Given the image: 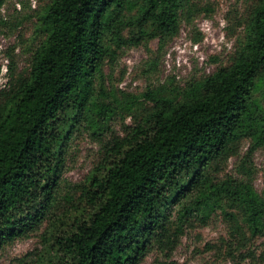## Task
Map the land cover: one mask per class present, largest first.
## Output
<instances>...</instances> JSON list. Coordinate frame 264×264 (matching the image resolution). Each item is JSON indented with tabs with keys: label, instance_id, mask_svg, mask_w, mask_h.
Wrapping results in <instances>:
<instances>
[{
	"label": "trees",
	"instance_id": "trees-1",
	"mask_svg": "<svg viewBox=\"0 0 264 264\" xmlns=\"http://www.w3.org/2000/svg\"><path fill=\"white\" fill-rule=\"evenodd\" d=\"M204 1L50 0L42 9L43 39L29 68L17 73L11 62L0 92V249L46 223L48 264H142L218 211L235 237L264 236V192L250 166L264 147V0L239 24L231 63L213 74L173 93L147 92L151 106L106 104L94 94L124 46H164L183 21L210 10ZM118 117L123 135H111L103 162L74 186L72 215L59 214L73 132L85 120L101 135ZM245 139L253 149L241 178L221 179Z\"/></svg>",
	"mask_w": 264,
	"mask_h": 264
},
{
	"label": "rangeland",
	"instance_id": "rangeland-1",
	"mask_svg": "<svg viewBox=\"0 0 264 264\" xmlns=\"http://www.w3.org/2000/svg\"><path fill=\"white\" fill-rule=\"evenodd\" d=\"M49 2L0 0V92L8 89L11 62L17 73L29 68L32 54L43 39L39 15ZM206 2L210 10L199 13L191 23L183 21L178 35L164 46L160 47L158 39L148 44L130 42L124 46L104 66L94 94L106 104H116L118 100L121 104L138 101L151 106L148 96H144L147 92L163 89L173 93L176 88L229 65L236 39L242 32L239 24L255 0H205L203 3ZM131 123L132 119L127 118L126 124ZM103 133L94 135L85 120L73 132L64 161L59 214L72 215V204L66 200L79 196L74 186L85 182L103 162L104 145L111 135H123L120 117L112 119ZM251 149L249 139L242 141L238 156L231 157L223 166L220 178H241L243 160L248 158ZM250 166L255 188L263 193L264 147L257 148L250 156ZM47 226L43 223L29 235L5 244L0 249V264H48L54 254L51 243L44 242V234L49 237ZM232 231L231 222L219 211L213 212L206 224L194 220L186 225L176 247L153 249L142 264H264V236L252 237L247 233L241 239Z\"/></svg>",
	"mask_w": 264,
	"mask_h": 264
}]
</instances>
